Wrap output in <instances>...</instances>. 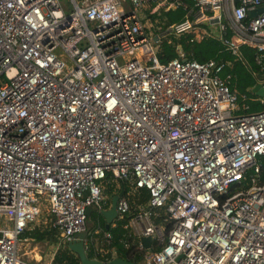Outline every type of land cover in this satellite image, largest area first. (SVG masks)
Listing matches in <instances>:
<instances>
[{
  "label": "built area",
  "instance_id": "obj_1",
  "mask_svg": "<svg viewBox=\"0 0 264 264\" xmlns=\"http://www.w3.org/2000/svg\"><path fill=\"white\" fill-rule=\"evenodd\" d=\"M189 1L163 26L184 0H70L69 12L59 0H0V264H36L19 244L43 210L53 264L86 210L108 208V181L129 186L117 219L146 250L136 264H264V97L250 112L220 76L227 63L156 54L189 33L236 55L247 45L264 87V10L249 15L264 0ZM139 189L148 200L131 210ZM110 238L89 233L92 258H123Z\"/></svg>",
  "mask_w": 264,
  "mask_h": 264
},
{
  "label": "trees",
  "instance_id": "obj_2",
  "mask_svg": "<svg viewBox=\"0 0 264 264\" xmlns=\"http://www.w3.org/2000/svg\"><path fill=\"white\" fill-rule=\"evenodd\" d=\"M192 3L189 0H184V3L175 9L163 11L160 19L163 26L178 22L184 18L186 6L190 7ZM229 36V33H226ZM157 57L161 62H167L175 57L184 56L188 59H194L200 62L210 59L227 63L221 71L220 76L226 81L230 90L236 91L240 99L242 95L246 97V101L250 104L249 111H255L261 106L252 101L255 97L251 92V88L256 83V78L253 76V71L260 67L255 63L254 57L256 51L247 46H239V55L232 53L228 45L222 43L215 36H208L202 39H195L192 33L183 34L179 37L168 36L162 43L157 44ZM110 179V176L107 177ZM260 182L264 183V162L262 165ZM129 186L125 182L108 181L105 185V193L109 199L107 207L110 205V199L113 195L119 193L124 189V194L127 196ZM129 196V203L131 210L136 208L139 204L145 203L148 200V191L146 189H139L134 195ZM90 219L98 220L99 227L103 230L105 228V221L100 213L92 212ZM157 221L160 219L157 218ZM127 220L125 218L117 219L115 225H110L107 229L111 234L109 246L113 247L118 256H121L130 261L138 262L145 249H139L138 238L134 235H129V231L124 227ZM96 225V224H95ZM166 230L170 229V224L166 223ZM98 236V235H96ZM22 238H29L32 241H41L45 239H53V235L48 231L41 232L39 228L32 227L23 233ZM99 238H102L101 236ZM124 242L128 243V247L124 246ZM158 248L155 244L152 250ZM88 252V251H87ZM89 257H93L91 252H88ZM79 264L78 257L67 248L61 249L53 260V264Z\"/></svg>",
  "mask_w": 264,
  "mask_h": 264
},
{
  "label": "water",
  "instance_id": "obj_3",
  "mask_svg": "<svg viewBox=\"0 0 264 264\" xmlns=\"http://www.w3.org/2000/svg\"><path fill=\"white\" fill-rule=\"evenodd\" d=\"M263 7H259L255 10L250 11L249 15L251 17L256 16L257 13L262 12ZM251 92L254 96L264 97V87L259 83H255V85L251 88ZM124 195V189L115 195H113L110 199V205L106 209H101L100 214L103 216L105 221V229L107 230L111 223L115 221L118 217L117 213V202L118 199ZM95 210L94 207H89L86 210L87 216H89ZM93 227V222L87 219L86 228L82 232L76 235V239L67 243V249L70 250L73 254H75L79 259V264H136L134 261L126 260L120 257H114L107 262H102L98 259L89 257L87 249L84 244V240L88 237L90 230ZM140 241L143 243L146 249L151 248L152 239L150 236H141ZM181 255L177 257V261L180 260Z\"/></svg>",
  "mask_w": 264,
  "mask_h": 264
},
{
  "label": "rangeland",
  "instance_id": "obj_4",
  "mask_svg": "<svg viewBox=\"0 0 264 264\" xmlns=\"http://www.w3.org/2000/svg\"><path fill=\"white\" fill-rule=\"evenodd\" d=\"M61 8L65 12H69L72 9V3L70 0H59ZM40 219V217H39ZM54 239H45L41 241L21 240L19 244V254L24 260H27L36 264H46L51 258V251L54 250L56 241ZM59 251V250H57Z\"/></svg>",
  "mask_w": 264,
  "mask_h": 264
},
{
  "label": "crops",
  "instance_id": "obj_5",
  "mask_svg": "<svg viewBox=\"0 0 264 264\" xmlns=\"http://www.w3.org/2000/svg\"><path fill=\"white\" fill-rule=\"evenodd\" d=\"M146 203V202H145ZM90 216L91 215H89L88 216V220H90L91 222H93V227H92V229L90 230V233H94V234H96V235H98V237H103V233H104V230H106L105 228L102 230L101 228H100V230L98 231V230H96V227H95V224H96V220L94 219V221L93 220H91L90 219ZM50 219H51V217H50V214L46 211V210H43L42 211V214H41V216H40V219H38V221H36L34 224H33V227L35 226V227H37V228H39L40 229V231L41 232H45V231H49L52 235H53V237H54V230H53V228L51 227V222H50ZM116 221V220H115ZM115 221H113V223H111V225H115ZM96 232H98V233H96ZM54 239V238H53ZM114 251V250H113Z\"/></svg>",
  "mask_w": 264,
  "mask_h": 264
}]
</instances>
